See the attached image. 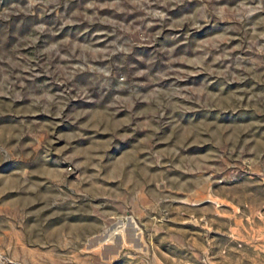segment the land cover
<instances>
[{
    "label": "rangeland",
    "instance_id": "374dc122",
    "mask_svg": "<svg viewBox=\"0 0 264 264\" xmlns=\"http://www.w3.org/2000/svg\"><path fill=\"white\" fill-rule=\"evenodd\" d=\"M0 264H264V0H0Z\"/></svg>",
    "mask_w": 264,
    "mask_h": 264
}]
</instances>
